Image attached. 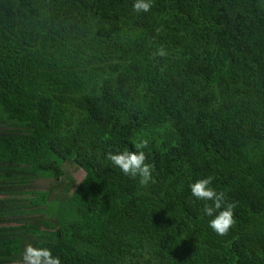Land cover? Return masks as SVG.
Here are the masks:
<instances>
[{"label":"trees","instance_id":"1","mask_svg":"<svg viewBox=\"0 0 264 264\" xmlns=\"http://www.w3.org/2000/svg\"><path fill=\"white\" fill-rule=\"evenodd\" d=\"M133 3L0 0V264H264V0ZM136 139L144 186L106 158Z\"/></svg>","mask_w":264,"mask_h":264},{"label":"clouds","instance_id":"2","mask_svg":"<svg viewBox=\"0 0 264 264\" xmlns=\"http://www.w3.org/2000/svg\"><path fill=\"white\" fill-rule=\"evenodd\" d=\"M150 6V0H134L133 10L147 12ZM134 147L135 151L125 149L119 152H108L106 158L122 176L129 177L144 186L153 180L151 165L145 162L143 151L147 145L144 141L136 139ZM188 186L191 196L197 201L211 202L210 206L204 208L205 214L211 217L208 220V227L218 235L227 233L234 223V205L224 202L223 194L211 186V177L196 179ZM22 257L26 264H58V261L51 256L50 251L42 247L28 245L23 249Z\"/></svg>","mask_w":264,"mask_h":264},{"label":"rangeland","instance_id":"3","mask_svg":"<svg viewBox=\"0 0 264 264\" xmlns=\"http://www.w3.org/2000/svg\"><path fill=\"white\" fill-rule=\"evenodd\" d=\"M65 168L67 169V172L68 173H70V172H72V165H70V164H66L65 165ZM73 175L77 178V179H80L81 177H82V172H79V171H77V170H75L74 169V173H73Z\"/></svg>","mask_w":264,"mask_h":264}]
</instances>
